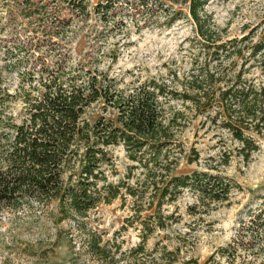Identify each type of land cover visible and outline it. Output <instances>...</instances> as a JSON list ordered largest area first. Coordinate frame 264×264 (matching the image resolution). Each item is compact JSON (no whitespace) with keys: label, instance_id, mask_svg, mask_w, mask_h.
<instances>
[{"label":"trees","instance_id":"trees-1","mask_svg":"<svg viewBox=\"0 0 264 264\" xmlns=\"http://www.w3.org/2000/svg\"><path fill=\"white\" fill-rule=\"evenodd\" d=\"M53 1L66 4L84 20L94 14L108 24L119 16L123 25L121 18L133 13L135 24L144 27L169 28L182 19L193 27L188 71L178 75L170 70L167 78H151L127 89H119L116 79L97 67L74 64L61 54L54 59L38 54L33 39L8 47L11 59L16 57L12 51L22 57L0 70V210L17 212L35 205L43 209L57 202L62 221L73 215L85 217L118 198L124 204L128 197L133 212L126 221L129 226L145 219L140 222L143 241L132 251L138 256L144 253L147 236L174 220L165 208L185 191L198 196L204 214L210 205L227 202L237 185L219 167L228 166L232 154L248 161L264 141V80L249 77L254 70L264 76V20L258 40L249 33L227 39L225 29H219L206 12L211 0H104L92 10L84 0ZM119 10L127 14L119 15ZM64 29L57 26L56 34ZM2 71L15 73L20 80L14 93ZM16 100L23 106L19 122L11 109ZM100 103L103 110L115 111L113 119L92 118L90 109ZM198 117L224 131L234 151L220 139L215 145L219 157H209L215 164L205 162L206 171L181 174L180 160L199 161V152L193 148L187 152L179 136ZM119 146L131 165L125 178L113 183L107 172L116 174L112 149ZM136 170L138 177L133 175ZM195 208H189L191 214ZM241 223V233L250 238L246 251L257 243L256 254L264 252V203ZM101 242L88 231L89 252L113 264L111 253H118L119 245L107 248ZM162 250L168 264L176 263L177 251ZM216 255L231 263L236 249H219L205 264H214Z\"/></svg>","mask_w":264,"mask_h":264},{"label":"rangeland","instance_id":"rangeland-1","mask_svg":"<svg viewBox=\"0 0 264 264\" xmlns=\"http://www.w3.org/2000/svg\"><path fill=\"white\" fill-rule=\"evenodd\" d=\"M103 1L84 0L90 10ZM206 12L219 29H225L227 39L241 38L248 33L253 35L254 41L260 37L264 0H211ZM125 14L127 11L119 10V15ZM129 18L133 19V13ZM129 18H121L123 25L119 16L107 24L94 14L86 20L79 18L60 1L0 0V70L12 59L22 57V53L12 51L16 57L11 59L7 55L8 47L13 49L14 43L26 44L33 39L38 54L44 52L48 59L61 54L70 57L74 64L80 61L87 67H97L107 72L108 78L114 77L119 89L131 88L151 78H167L170 70H176L178 75L188 71L195 36L189 21L182 19L163 28L136 25L137 16L133 20ZM57 26L65 28L64 31L56 34ZM2 75L10 92L14 93L20 80L15 73L2 71ZM249 77L264 80L257 70ZM22 107L19 100L11 105L17 122ZM90 110L92 118L104 116L111 120L115 113L111 109L103 110L101 103ZM203 121V117L193 119L179 135L187 152L192 148L199 152V161L188 164L180 160L178 173L206 171L205 162L215 164L209 162V157H219L220 148L215 145L220 139L226 142L227 149L234 151L224 131ZM112 154L116 174L107 172V175L109 181L117 183L125 178L131 164L122 146L113 148ZM234 155L228 166L219 167L222 175L237 185L229 200L210 205L204 214L198 196L185 191L165 208L167 214H174V220L166 229L148 235L144 253L138 256H133L132 251L143 241L140 222L145 219L134 220L129 226L126 221L133 215L132 200L125 197L124 204L118 198L109 205H99L85 217L73 215L62 221L58 220L57 202L43 209L35 205L34 209L23 208L17 212L0 210V264H111L89 252L88 231L101 237L102 246L105 243L107 248L113 247V243L119 245L118 253L114 250L111 253L113 264H168L162 247L177 251L174 264H193L191 261L205 264L219 249L229 247L236 249V259L230 263L226 257L216 255L214 264H264V252L256 254L257 243L246 251L245 243L250 238L241 233V222L247 223L249 216L264 203V141L246 162ZM139 172L134 171V177H138ZM133 180L131 185H134ZM190 207H196L197 212L191 214Z\"/></svg>","mask_w":264,"mask_h":264}]
</instances>
